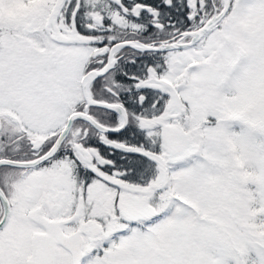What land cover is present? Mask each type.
Here are the masks:
<instances>
[{"label": "snow or ice", "instance_id": "obj_1", "mask_svg": "<svg viewBox=\"0 0 264 264\" xmlns=\"http://www.w3.org/2000/svg\"><path fill=\"white\" fill-rule=\"evenodd\" d=\"M0 264H264V0H0Z\"/></svg>", "mask_w": 264, "mask_h": 264}]
</instances>
